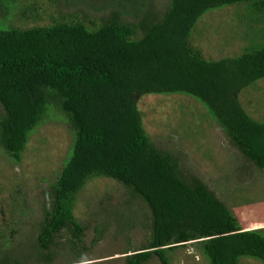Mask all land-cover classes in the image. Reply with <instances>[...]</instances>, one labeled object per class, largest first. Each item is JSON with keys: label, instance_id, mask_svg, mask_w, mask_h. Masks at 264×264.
Here are the masks:
<instances>
[{"label": "trees", "instance_id": "trees-1", "mask_svg": "<svg viewBox=\"0 0 264 264\" xmlns=\"http://www.w3.org/2000/svg\"><path fill=\"white\" fill-rule=\"evenodd\" d=\"M19 2L0 0V150L21 164L31 136L49 120L63 121L73 135L38 224V264H55L51 249L64 231L78 248L86 227L75 215L77 202L91 180L103 177L124 188L128 207L97 213L95 241L109 220H117L120 231L142 220L150 232L143 248L124 252V264L154 258L172 264L173 252L190 242L209 264H239L242 257L264 264V228L243 227L180 153L158 146L138 104L149 94L194 98L229 143L264 172V121L240 98L264 79V46L212 58L195 42L206 14L227 6L238 5L239 12L244 6L240 18L264 23V0H167L163 10L157 0H90L96 13L63 14L26 28L10 24ZM34 10L25 5L23 19L38 18ZM137 200L147 206L144 218L132 209ZM14 252L0 250V264H27L22 249Z\"/></svg>", "mask_w": 264, "mask_h": 264}, {"label": "rangeland", "instance_id": "rangeland-1", "mask_svg": "<svg viewBox=\"0 0 264 264\" xmlns=\"http://www.w3.org/2000/svg\"><path fill=\"white\" fill-rule=\"evenodd\" d=\"M72 1L20 0L19 12L10 24L22 28L49 25L63 14L94 12L87 5L90 0ZM95 1L97 5L106 4L103 3L105 0ZM165 3L167 0H157L158 8L163 10ZM25 5H35L38 18L23 19L21 13ZM237 6L207 13L206 20L198 26L195 42L205 50L207 57H235V53L242 50L240 55L264 46L263 31H259L264 29V23L253 25L249 22L252 18L247 15L241 20L239 14H243L245 7L242 6L239 12ZM253 40L261 42L254 44ZM240 98L254 118L264 121V79L244 90ZM138 104L146 130L158 146L180 153L187 169L209 186L243 227L264 228V172L229 143L223 130L208 117L199 101L185 94H149L141 97ZM72 141L73 135L66 123L49 120L31 136L21 164H16L0 150V241L8 245L1 246L0 250L8 249L15 254L14 250L22 249L27 264L39 262L33 254L37 250L34 248L38 224L44 216L49 187L55 182ZM127 203L125 190L116 181L105 177L91 180L75 210L77 219L86 227L83 241L74 248L80 249L79 253L69 242L71 233L64 231L51 249L55 252V264H124V252L130 248H143L149 242L150 232L142 225V220L133 229L123 231L117 220L113 224L109 220L103 238L95 241L99 236L96 233L97 213H109L105 209H118L120 205L127 208ZM135 203L132 209L139 217L149 215L144 202L137 200ZM78 256L82 257V262H76ZM171 263L209 264L197 244L191 242L173 252ZM146 264L161 262L154 258ZM239 264L263 263L242 257Z\"/></svg>", "mask_w": 264, "mask_h": 264}, {"label": "bare ground", "instance_id": "bare-ground-1", "mask_svg": "<svg viewBox=\"0 0 264 264\" xmlns=\"http://www.w3.org/2000/svg\"><path fill=\"white\" fill-rule=\"evenodd\" d=\"M79 120V119H78ZM200 174V173H199ZM156 251V250H155Z\"/></svg>", "mask_w": 264, "mask_h": 264}]
</instances>
